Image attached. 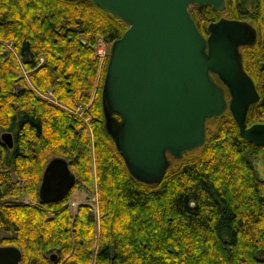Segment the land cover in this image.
I'll use <instances>...</instances> for the list:
<instances>
[{
	"label": "trees",
	"instance_id": "16d2710c",
	"mask_svg": "<svg viewBox=\"0 0 264 264\" xmlns=\"http://www.w3.org/2000/svg\"><path fill=\"white\" fill-rule=\"evenodd\" d=\"M188 9L204 36L208 23L222 16L256 29L255 42L240 48L259 93L246 123H264V0H225L221 11L205 3ZM126 27L91 0H0V133L11 132L13 140L9 148L0 139V230L6 234L0 245L17 246L21 264H264V177L253 165L264 157V145L239 135L228 108L206 121L201 146L180 159L168 154L158 183L128 172L104 128L108 53L101 64L95 55L97 38L110 44ZM18 61L36 88L50 87L66 105L87 106L90 132L36 94ZM53 157L66 160L75 182L60 200L42 202L38 187ZM92 171L96 247L91 207L79 204L72 215L67 205L74 190L91 185Z\"/></svg>",
	"mask_w": 264,
	"mask_h": 264
},
{
	"label": "water",
	"instance_id": "95a60500",
	"mask_svg": "<svg viewBox=\"0 0 264 264\" xmlns=\"http://www.w3.org/2000/svg\"><path fill=\"white\" fill-rule=\"evenodd\" d=\"M91 1L127 25L110 44L101 105L104 128L132 177L158 183L170 165L168 154L180 159L201 146L206 121L226 108L243 139L264 145V123H246L259 93L240 52L255 42L256 29L246 20L222 16L208 23L204 36L188 9L205 3L221 11L225 0ZM0 139L12 147L11 132H1ZM74 182L66 160L53 157L43 169L38 198L58 201ZM20 260L17 246L0 245V264Z\"/></svg>",
	"mask_w": 264,
	"mask_h": 264
},
{
	"label": "rangeland",
	"instance_id": "374dc122",
	"mask_svg": "<svg viewBox=\"0 0 264 264\" xmlns=\"http://www.w3.org/2000/svg\"><path fill=\"white\" fill-rule=\"evenodd\" d=\"M101 40L102 39L97 38V44ZM110 44L108 43L107 48H106L108 54H109ZM96 45H95V47H96ZM9 46L10 45L8 44V47ZM104 59H105V57L103 59H99L100 64L104 61ZM40 61H42V57H40ZM18 62H19V65L21 67V70H22L24 81L26 82V84H28L33 89V91L36 94H38L40 97H42L44 99H45V95H47L51 98H55L57 100L56 105L63 107L68 112L72 113L75 118L83 121L87 125L89 132H90V127H89L90 117L85 115V111H86L87 106H83L80 103H76L74 106L66 105L57 99L56 95L54 94V92L52 91V89L50 87H46L44 90L36 88L31 82L28 71L26 69H24V67H22V64L20 61H18ZM253 165H254L258 175L260 177H264V157L260 156V157L255 158L253 161ZM93 166L94 165L91 162V168L92 169H94ZM19 199H23L24 201H30L31 200V198L28 197L27 195H22L19 197ZM79 204H87L88 206H90L92 213L95 217V220H96L95 229L96 230H95V234H94V239H95V247H96V239L98 238V216H99V214H98V205H97V195H96V189H95L94 171H92V182H91V185L89 187L81 186L80 189L78 188L70 194L68 201H67V205H68L69 211L72 215L76 212L77 206ZM5 235L6 234L0 230V239H1V237H4ZM60 264H62V263H60ZM90 264H93V259H92Z\"/></svg>",
	"mask_w": 264,
	"mask_h": 264
},
{
	"label": "built area",
	"instance_id": "2783aa9c",
	"mask_svg": "<svg viewBox=\"0 0 264 264\" xmlns=\"http://www.w3.org/2000/svg\"><path fill=\"white\" fill-rule=\"evenodd\" d=\"M107 45L108 43L101 40L99 41V43L96 45L95 47V55L99 58V59H103L105 57V55L107 54ZM45 99L48 100L50 103L52 104H56L57 100L55 98H51L47 95H45Z\"/></svg>",
	"mask_w": 264,
	"mask_h": 264
},
{
	"label": "flooded vegetation",
	"instance_id": "af4514ba",
	"mask_svg": "<svg viewBox=\"0 0 264 264\" xmlns=\"http://www.w3.org/2000/svg\"><path fill=\"white\" fill-rule=\"evenodd\" d=\"M214 77V76H213Z\"/></svg>",
	"mask_w": 264,
	"mask_h": 264
}]
</instances>
